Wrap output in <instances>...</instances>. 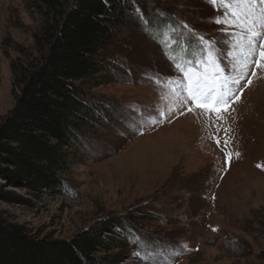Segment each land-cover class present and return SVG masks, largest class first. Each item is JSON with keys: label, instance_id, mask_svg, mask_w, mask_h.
Listing matches in <instances>:
<instances>
[{"label": "rangeland", "instance_id": "rangeland-1", "mask_svg": "<svg viewBox=\"0 0 264 264\" xmlns=\"http://www.w3.org/2000/svg\"><path fill=\"white\" fill-rule=\"evenodd\" d=\"M28 1L0 0V119L14 105L11 63L36 56L40 17ZM134 7L139 22L102 43L108 83L91 89L99 116L77 164L54 190L0 178V214L55 239L112 217L148 216L130 225L127 244L116 229L105 233L122 243L127 256L119 264H264V68L233 70V37L214 23L223 13L208 0ZM151 14L164 22L151 28ZM201 37L220 42L229 53L222 67L239 80L230 85L238 99L219 114L183 104L171 91V81L182 79L174 63L192 57Z\"/></svg>", "mask_w": 264, "mask_h": 264}, {"label": "trees", "instance_id": "trees-1", "mask_svg": "<svg viewBox=\"0 0 264 264\" xmlns=\"http://www.w3.org/2000/svg\"><path fill=\"white\" fill-rule=\"evenodd\" d=\"M144 2L28 1V9L40 17V31L34 35L36 56L11 63L14 105L0 119V178L23 180L37 192L60 188L58 176L77 164L86 132L97 126L89 96L92 88L108 83L110 71L99 56L102 43L138 23L134 6ZM151 18V28L164 22L155 14ZM10 195L5 199L12 200ZM149 219L112 217L71 238L55 239L28 233L0 214V264H119L127 256L122 243L105 233L116 229L127 244L130 225Z\"/></svg>", "mask_w": 264, "mask_h": 264}, {"label": "snow or ice", "instance_id": "snow-or-ice-1", "mask_svg": "<svg viewBox=\"0 0 264 264\" xmlns=\"http://www.w3.org/2000/svg\"><path fill=\"white\" fill-rule=\"evenodd\" d=\"M208 2L218 6L223 13L214 23L223 24L225 27L222 31L233 37L231 47L236 55L232 58L239 66L233 70H239L245 75L251 64L264 68V7L257 11V5H264V0ZM200 40L203 41V46L193 52L192 57L185 59L183 63H174V68L182 79L171 81L174 85L171 91L181 103L190 101L192 107L203 109L206 113L226 112L229 104L238 99L230 85L238 83L239 80L229 73L226 66L222 67L221 56L229 53L219 48L220 42H209L203 37ZM192 107L188 111H192Z\"/></svg>", "mask_w": 264, "mask_h": 264}]
</instances>
